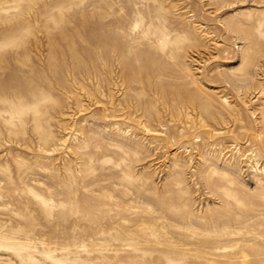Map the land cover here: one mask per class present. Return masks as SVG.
Segmentation results:
<instances>
[{
  "label": "rangeland",
  "instance_id": "1",
  "mask_svg": "<svg viewBox=\"0 0 264 264\" xmlns=\"http://www.w3.org/2000/svg\"><path fill=\"white\" fill-rule=\"evenodd\" d=\"M0 264H264V0H0Z\"/></svg>",
  "mask_w": 264,
  "mask_h": 264
}]
</instances>
